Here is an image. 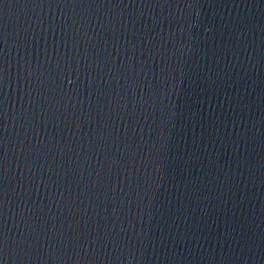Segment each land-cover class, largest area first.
<instances>
[{"label":"water","instance_id":"1","mask_svg":"<svg viewBox=\"0 0 264 264\" xmlns=\"http://www.w3.org/2000/svg\"><path fill=\"white\" fill-rule=\"evenodd\" d=\"M0 264H264V0H0Z\"/></svg>","mask_w":264,"mask_h":264}]
</instances>
